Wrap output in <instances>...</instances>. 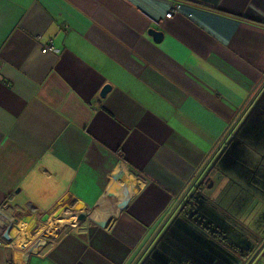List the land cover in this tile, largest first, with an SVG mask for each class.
<instances>
[{
	"label": "crops",
	"instance_id": "0c3cea01",
	"mask_svg": "<svg viewBox=\"0 0 264 264\" xmlns=\"http://www.w3.org/2000/svg\"><path fill=\"white\" fill-rule=\"evenodd\" d=\"M263 94L264 0H0V264H141L169 226L208 236L182 208ZM260 183L232 202L243 225L215 223L258 256Z\"/></svg>",
	"mask_w": 264,
	"mask_h": 264
},
{
	"label": "rangeland",
	"instance_id": "374dc122",
	"mask_svg": "<svg viewBox=\"0 0 264 264\" xmlns=\"http://www.w3.org/2000/svg\"><path fill=\"white\" fill-rule=\"evenodd\" d=\"M262 118L263 121L257 127L249 122L243 130L240 149L233 166L229 168L230 164L225 160L219 164L218 161L209 173L207 183L200 186L201 189L195 195L196 190L190 194V200L192 198L193 205L195 204L194 216L200 222V227L207 231L208 236L196 234L194 230H189L180 224L169 226L145 254L141 264H252L255 254L260 250L256 251L257 247L250 248L254 245L253 243L245 244L249 236L241 235L242 240L238 239V241H242V245L231 244L230 241L235 237L230 235L227 238L226 235V237L218 235L219 230L215 227V223L217 224L218 221L220 226L222 224L236 227L243 225V223H237L236 215L232 213L239 214L250 210L251 203H248L249 209H247L245 202L233 204L234 198L239 194L245 196L251 193L256 196L250 200L262 196L260 181L264 177L262 158L264 147H258L264 136V115ZM206 176L207 173L203 177L204 180ZM229 177L236 181L237 178L240 179L245 183L244 186L236 187L235 181L229 182ZM197 187L199 188V185ZM249 227L244 226L243 232L248 234ZM251 228L254 229V225ZM251 253L253 254L250 258ZM244 254H247L250 259L243 257ZM255 259L253 264H264V250Z\"/></svg>",
	"mask_w": 264,
	"mask_h": 264
},
{
	"label": "water",
	"instance_id": "95a60500",
	"mask_svg": "<svg viewBox=\"0 0 264 264\" xmlns=\"http://www.w3.org/2000/svg\"><path fill=\"white\" fill-rule=\"evenodd\" d=\"M151 34L154 36L156 42L161 41V39H162L163 36H164V34H163L162 32H160V31H156V30H152V31H151ZM110 90H111V86H110V85L105 86V87L102 89V91H101L102 96L105 97V96L108 94V92H110ZM263 97H264V94H263V96H262L261 98L263 99ZM199 188H200V186H199ZM197 191H198V188H197ZM49 217H50V216H49ZM85 217H86V215H83V214H82V215L80 216L79 219L82 221V219H84ZM257 254H258V252L255 254V257L253 258V260L258 256ZM253 260H252V262H253Z\"/></svg>",
	"mask_w": 264,
	"mask_h": 264
},
{
	"label": "trees",
	"instance_id": "16d2710c",
	"mask_svg": "<svg viewBox=\"0 0 264 264\" xmlns=\"http://www.w3.org/2000/svg\"><path fill=\"white\" fill-rule=\"evenodd\" d=\"M194 196V195H193ZM193 201L192 198L190 200L189 203H187V205H185L183 208H182V212L181 213H185L186 215L189 214L192 210L195 211V205H193ZM221 236V234H220Z\"/></svg>",
	"mask_w": 264,
	"mask_h": 264
},
{
	"label": "built area",
	"instance_id": "2783aa9c",
	"mask_svg": "<svg viewBox=\"0 0 264 264\" xmlns=\"http://www.w3.org/2000/svg\"><path fill=\"white\" fill-rule=\"evenodd\" d=\"M176 12H177L176 9H172V10L170 11V13L167 15V18L170 19L173 15H175ZM54 50H55L54 47L51 45V46H48V47L44 48V49H43V52H44V53H47V52H51V51H54Z\"/></svg>",
	"mask_w": 264,
	"mask_h": 264
},
{
	"label": "flooded vegetation",
	"instance_id": "af4514ba",
	"mask_svg": "<svg viewBox=\"0 0 264 264\" xmlns=\"http://www.w3.org/2000/svg\"><path fill=\"white\" fill-rule=\"evenodd\" d=\"M253 254V253H252Z\"/></svg>",
	"mask_w": 264,
	"mask_h": 264
}]
</instances>
